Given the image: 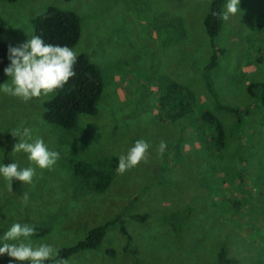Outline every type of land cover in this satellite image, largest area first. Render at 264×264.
Returning a JSON list of instances; mask_svg holds the SVG:
<instances>
[{"label":"rangeland","instance_id":"obj_1","mask_svg":"<svg viewBox=\"0 0 264 264\" xmlns=\"http://www.w3.org/2000/svg\"><path fill=\"white\" fill-rule=\"evenodd\" d=\"M209 1L0 0V39L8 47L31 38V18L48 5L77 13L80 36L70 48L87 54L101 82L96 114H79L72 129L41 118L50 96L24 103L0 92V136L27 127L60 153L53 170L37 168L31 184L22 182L27 204L0 177V235L14 223L47 224L49 234L33 241L57 248L126 213L127 246L111 226L96 250L80 251L67 264H215L220 246L234 264H264V63L256 60L264 55V0H240L238 12L222 20L213 39L222 52L203 72L211 51L202 25ZM251 83L258 86L249 93ZM174 84L199 105L167 121L161 93ZM221 105L249 111L236 125V115ZM200 108L225 128L223 148L206 142ZM139 139L150 145L147 161L116 172L104 191L95 193L73 176L76 160L117 159V168L119 156ZM161 141L167 144L162 158L156 151ZM7 155L20 168L35 167L23 152ZM134 213L147 216L136 221L128 217Z\"/></svg>","mask_w":264,"mask_h":264},{"label":"trees","instance_id":"obj_2","mask_svg":"<svg viewBox=\"0 0 264 264\" xmlns=\"http://www.w3.org/2000/svg\"><path fill=\"white\" fill-rule=\"evenodd\" d=\"M16 1V0H6ZM227 0H210L207 11L202 17V25L204 32L210 42V55L203 67V72L214 67L216 64L218 53L222 52L221 48H217L213 39L219 33L222 24V10ZM215 13V15H214ZM32 36L41 37L45 43H50L59 46L72 47L76 44L80 36V16L71 10H62L54 5H48L40 13L31 18ZM5 27V21L0 16V34ZM257 55V53H256ZM8 44L0 39V84L4 82L7 77L4 74V68L9 65L8 62ZM257 63H264V55L256 57ZM75 76L70 78L64 87L58 90L55 94L46 99L43 104L41 118L47 122L53 123L65 129H72L76 125L79 114L95 115L97 112V103L101 94V82L98 76V68L92 63L87 54L79 53L77 63L74 66ZM205 77V76H204ZM208 90L211 91L209 88ZM256 83H251L247 86V90L251 93V89L257 87ZM159 106L161 114L167 121L179 119L189 116L195 106L199 105L195 101V95L187 90L182 85L174 84L164 87L161 93V101ZM221 108L233 112L236 115V125L242 120V114H247L249 109L246 107L225 106ZM203 110L199 115L198 122H204L205 128L203 131L209 133V139L212 146L216 149L223 148L226 141V130L223 127L217 116L207 108H200ZM3 140L1 149V163L8 164L15 162L7 155L11 151L16 138L10 132H3L0 136ZM117 159L108 160L106 157H100L95 160H76L72 162V174L74 177L81 180L84 185L91 191L99 193L104 191L112 181L116 174ZM240 178L244 177L243 173H238ZM11 192L19 194L21 198L25 194L22 182L12 181ZM29 201V200H28ZM126 216L117 213L114 217L105 220L104 222L90 227L82 238L74 243L58 246V256L55 261L65 260L75 256L83 250H96L106 232V230L113 226L117 228L124 236L125 245L130 241V236L123 224V217ZM146 214H129L128 217L136 221H143ZM2 210L0 211V221L4 220ZM36 233L32 239L45 238L51 229V226L42 224L35 226ZM1 227V223H0ZM112 254V250L106 251ZM3 264H19L18 261L12 260L6 256H0ZM55 261H46L45 264H55ZM235 261L226 256L224 246H220L215 264H234Z\"/></svg>","mask_w":264,"mask_h":264},{"label":"clouds","instance_id":"obj_3","mask_svg":"<svg viewBox=\"0 0 264 264\" xmlns=\"http://www.w3.org/2000/svg\"><path fill=\"white\" fill-rule=\"evenodd\" d=\"M240 0H227L221 19L227 21L239 10ZM215 15V13H214ZM79 53L68 46L45 43L39 36H31L19 46L8 47L9 65L4 68V74L9 79L0 84V92L27 103L33 98L49 97L62 89L70 78L75 76L74 66ZM11 135L19 137V142L13 144L15 153L27 154L30 165L26 168L13 162L0 165V177L8 182L11 189L12 181L31 184L36 175V169L53 170L60 159L58 151L47 148L42 138H33L31 129L25 127L15 129ZM150 145L142 140H136L125 154L118 160L116 172L124 174L147 161ZM167 150V144L161 141L156 149L158 157L162 158ZM28 194L22 201L27 204ZM36 229L28 224L14 223L0 235V256L7 255L19 264H45L55 261L58 250L46 242L33 241ZM55 264H67L65 260L55 261Z\"/></svg>","mask_w":264,"mask_h":264}]
</instances>
